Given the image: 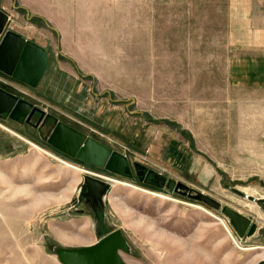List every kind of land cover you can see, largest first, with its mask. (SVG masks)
I'll return each instance as SVG.
<instances>
[{"label": "rangeland", "instance_id": "374dc122", "mask_svg": "<svg viewBox=\"0 0 264 264\" xmlns=\"http://www.w3.org/2000/svg\"><path fill=\"white\" fill-rule=\"evenodd\" d=\"M229 26L219 0H84L55 34L77 66L80 89L59 101L31 89L16 93L126 155L133 167L251 218L257 233L239 238L221 210L166 185L107 177L56 155L8 112L0 117V264H64L59 249L93 245L100 230L123 233L126 264H264V205L225 186L227 179L264 198V86L229 81ZM141 126L173 147L153 150L147 135L146 148ZM85 176L111 185L102 229L78 211Z\"/></svg>", "mask_w": 264, "mask_h": 264}, {"label": "water", "instance_id": "95a60500", "mask_svg": "<svg viewBox=\"0 0 264 264\" xmlns=\"http://www.w3.org/2000/svg\"><path fill=\"white\" fill-rule=\"evenodd\" d=\"M8 24V14L0 7V71L22 83L36 87L48 66L47 51L31 41H26V39L15 32L7 31ZM32 70H34V78L28 77L29 72H32ZM35 111L41 113L42 117L45 116V112L38 107H34L17 95L0 88V114L10 112L12 119L20 120L21 118H26L31 112L30 118ZM142 116L146 118L145 115ZM162 120L154 119L153 121L161 122ZM186 131L180 130L181 133ZM49 144L81 163L105 168L109 172L118 175L130 172V162L126 155L114 151L100 141L64 123L60 122L55 127L49 138ZM149 173L154 175V180L158 187L166 185L168 190L176 191L183 196L203 202L215 210H221L230 220L239 238H250L257 233L258 225L251 218L230 207L222 206L220 202L204 193L195 192L193 195L194 191L190 187L172 179H166L161 173H156L153 170H150ZM84 182L90 192L101 191L103 195L111 187L110 184L91 176H85ZM225 182L226 188L232 190L243 199L254 204L264 205V198L248 195L232 187L227 179H225ZM122 251H128V243L123 233L120 230H116L93 245L77 249H59L58 255L64 264H126L121 258Z\"/></svg>", "mask_w": 264, "mask_h": 264}, {"label": "crops", "instance_id": "0c3cea01", "mask_svg": "<svg viewBox=\"0 0 264 264\" xmlns=\"http://www.w3.org/2000/svg\"><path fill=\"white\" fill-rule=\"evenodd\" d=\"M83 1L0 0L2 10L12 17L9 31L22 36L26 41L41 46L48 55V66L36 87L22 83L0 71V88L14 95H17L18 92L16 93V91L26 94L31 89L43 97L57 101L61 97H69L75 89H80V86L75 84L77 82L75 70L78 73L79 71L60 51L58 37L60 33L66 30L68 18L71 16L75 3L82 4ZM219 2L227 9L230 17L228 29L232 38L230 48L235 50L229 58V81L232 85L239 87H263L264 0H219ZM55 34L56 36L58 34L57 39ZM28 77L34 78V70L29 72ZM7 87H10L11 90ZM97 112L99 113V111ZM111 120V116H108L107 121ZM154 130L155 128L146 130V126L139 128V134L144 137L146 148L148 146L146 137L150 135L149 145L152 146L153 150L162 145L169 152L173 146L171 144L165 146L161 136H154L153 138ZM182 134L190 136L188 131ZM175 140L177 139H174V143H176ZM190 140L193 143L192 139ZM175 151H178L177 148L173 153Z\"/></svg>", "mask_w": 264, "mask_h": 264}, {"label": "flooded vegetation", "instance_id": "af4514ba", "mask_svg": "<svg viewBox=\"0 0 264 264\" xmlns=\"http://www.w3.org/2000/svg\"><path fill=\"white\" fill-rule=\"evenodd\" d=\"M7 91V90H6ZM9 92V91H8ZM36 107V106H34ZM39 108V107H38ZM42 110L41 108H39ZM45 112V116L42 117L41 113L38 111H35V113L29 118L31 115V112L28 114L26 118H22L20 123H24L26 126V133L29 135H32L33 139L39 143H43L45 141L47 144H49V138L55 129V127L58 125V123H64L61 119H59L57 116L53 115L52 113H49L47 111L42 110ZM7 114V113H6ZM3 114H0V117H2ZM29 120V121H28ZM102 143V142H101ZM50 146V145H49ZM52 147V146H51ZM51 151L59 156H62L64 158H70L71 160H76L75 158H71L70 156L60 152L59 150L55 149L52 147ZM79 162V161H78ZM83 164L86 168L102 173L104 175H107V177H117V178H124L128 179L130 181H137L139 179L143 184H149L150 186H153L155 184L154 176L153 174H150V170H148L146 167L141 166V167H133L132 163L130 162V172L128 174H114L106 170L105 168H98L94 165L86 164V163H81ZM95 179H98L94 176H91ZM99 180H102L99 178ZM105 183L109 184L108 181L102 180ZM83 189V191H82ZM110 190V189H109ZM108 190V191H109ZM103 192L101 191H89V188L85 182L82 183L80 187V196L76 200V203L82 208H80L78 211L82 212L83 214L88 213L89 217L91 220L95 223L96 225H100L102 229L103 225L105 224V211H106V202H107V193L102 194ZM116 231V230H115ZM114 231L108 232L107 234H103L102 230L98 231L97 234L101 236V239L104 238L105 236L113 233ZM100 239V240H101Z\"/></svg>", "mask_w": 264, "mask_h": 264}, {"label": "trees", "instance_id": "16d2710c", "mask_svg": "<svg viewBox=\"0 0 264 264\" xmlns=\"http://www.w3.org/2000/svg\"><path fill=\"white\" fill-rule=\"evenodd\" d=\"M67 60L70 61V63H72V64L74 65V67L77 68V66H76V64H75V62H74L73 60H71L70 58H67ZM161 123H165V124L173 125L172 122H169V121H167V120H162Z\"/></svg>", "mask_w": 264, "mask_h": 264}, {"label": "bare ground", "instance_id": "6f19581e", "mask_svg": "<svg viewBox=\"0 0 264 264\" xmlns=\"http://www.w3.org/2000/svg\"><path fill=\"white\" fill-rule=\"evenodd\" d=\"M69 142H70V141H69ZM245 193L248 194V195H251V194L248 193V192H245ZM170 198H171L172 200H174V201L179 202V203L182 202V201H180V200H178V199H176V198H174V197H170ZM157 243L159 244V241H158ZM154 245L157 246L156 244H154ZM154 245H153V246H154ZM154 249H155V247H154ZM246 249L248 250V249H250V248L248 247V248H246Z\"/></svg>", "mask_w": 264, "mask_h": 264}, {"label": "built area", "instance_id": "2783aa9c", "mask_svg": "<svg viewBox=\"0 0 264 264\" xmlns=\"http://www.w3.org/2000/svg\"><path fill=\"white\" fill-rule=\"evenodd\" d=\"M8 20H9V24L6 30H10V23L12 22V17L10 15H8Z\"/></svg>", "mask_w": 264, "mask_h": 264}]
</instances>
